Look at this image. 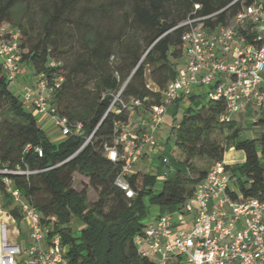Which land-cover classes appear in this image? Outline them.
Instances as JSON below:
<instances>
[{
	"label": "trees",
	"instance_id": "1",
	"mask_svg": "<svg viewBox=\"0 0 264 264\" xmlns=\"http://www.w3.org/2000/svg\"><path fill=\"white\" fill-rule=\"evenodd\" d=\"M21 1L0 0V43L9 34L3 28L19 30L22 63L29 72L49 81L62 77L53 102L58 115L67 118L71 132L59 141L47 135L35 110L28 109L11 88L0 59V160L12 170L33 171L7 176L43 214L51 228L49 235L60 236L70 264H154L139 254L134 241L143 232L151 207L162 211L184 206L209 170L198 168L196 160L205 158L212 165L224 162L230 147L245 153L240 163L224 162L238 176L237 188L246 197L264 200V108L253 121L262 132L244 138L236 120H221L226 103L209 99L206 87L175 101L168 129L171 164H167L175 169L165 172L161 184L158 173L139 170L125 175L136 191L128 198L115 184L122 163L106 155L117 124L130 118L131 107L136 119H147L150 108L162 102L163 90L177 75L184 54L186 27L180 24L189 16H207L205 25L213 29L228 23L241 2L38 0L41 29L34 35L23 18H16ZM32 7L28 1L24 9L33 13ZM51 61L56 64L52 66ZM121 89L120 97L129 107L117 101L110 109L113 94ZM133 99L141 105L132 104ZM117 108L121 111L116 112ZM217 134L222 138H216ZM75 173L88 177L98 189L96 201L89 202L87 186L73 187ZM3 195L10 205L11 196ZM10 212L23 221L17 207ZM74 220L82 227L76 230Z\"/></svg>",
	"mask_w": 264,
	"mask_h": 264
},
{
	"label": "built area",
	"instance_id": "2",
	"mask_svg": "<svg viewBox=\"0 0 264 264\" xmlns=\"http://www.w3.org/2000/svg\"><path fill=\"white\" fill-rule=\"evenodd\" d=\"M237 1L241 9L226 24L209 29L205 25L207 16H189L180 24L186 27L182 36L184 54L177 75L163 90L162 102L150 108L147 119L137 121L131 107L130 118L117 124L114 143L106 146V155L122 163L115 184L128 198H133L136 191L124 176L134 173L146 153L158 145V131L167 109L179 97L208 88L209 99L226 103L222 121H230L251 107L264 108V0L250 4ZM3 30L9 34L0 43V59L8 80L17 85L24 74L21 34L15 29ZM31 77V84L17 88L22 101L36 113L48 115L63 136L69 135L68 120L58 115L53 102L62 77L52 81L33 74ZM121 92L113 94L110 109L117 101L129 107L121 99ZM132 104L141 105V101L133 99ZM36 151L42 156L40 148ZM10 173L29 175L33 171L12 170L0 160V196L7 193L13 199V207L27 224L31 245L22 249L13 240L0 202V264H70L68 248L62 245L60 236L49 235L51 228L44 223L43 214L14 187L7 176ZM237 180L224 162L214 163L184 206L149 216L143 232L134 238L139 254L154 264H264V200L246 197L237 188Z\"/></svg>",
	"mask_w": 264,
	"mask_h": 264
},
{
	"label": "rangeland",
	"instance_id": "3",
	"mask_svg": "<svg viewBox=\"0 0 264 264\" xmlns=\"http://www.w3.org/2000/svg\"><path fill=\"white\" fill-rule=\"evenodd\" d=\"M28 1L31 2V6L32 9L34 10L33 13H30V11L28 12V10L24 9V6L26 5V3H28ZM38 0H22L21 3L19 4L18 8H17V14H16V18L21 19L23 18V22L25 23L26 27H30L31 32L34 35H38L39 30L41 29V23H40V12L38 9V4H37ZM33 4V5H32ZM27 68V66H26ZM28 69V68H27ZM30 71V70H29ZM148 76H149V72ZM30 74H32V72H30ZM31 76V75H30ZM149 78V77H148ZM149 80V84L150 86L154 87L151 82L150 79ZM15 84H11V88L17 92V87H15ZM26 107L28 109H32V107L30 105L25 104ZM175 103H173L171 106L172 108L170 109V114L174 115L175 111H176V107H175ZM181 111L182 108L178 111V116L181 115ZM251 111V115L252 117L256 116V115H260L261 111L260 110H255V108L251 107L250 109ZM252 117H244L243 120H241L239 122L240 126H241V131L243 133L244 138H253V137H257L261 132H262V127L254 124ZM1 119V117H0ZM134 120H136V118L134 117ZM137 121V120H136ZM46 131L48 132V134L51 136V138H57L58 140L63 139L65 136L62 135L61 130L58 129L52 122H49L47 124L46 127ZM159 135H162L161 137V141H159V145H158V151H156V156L153 160H151V163L146 164L145 169L147 171L151 170H155V173L159 174L158 180H159V184L162 183L163 179H164V175L165 172L168 170L173 171L175 168L171 167H167V164H171V157H170V148L172 146V142L168 141V131H165V129L161 128L160 129V133H158ZM216 138L221 139L222 135L221 134H217ZM167 141V143L169 145L166 146V153L163 154L164 149H160L164 144V142ZM230 147L226 153H225V157H224V162L227 164H231V165H235L236 163H240L242 161H244L245 159V153L243 150H238L235 148ZM150 160V159H149ZM146 161V159H144V162ZM196 165L198 168H210L212 165V162L210 160H207L205 158H198L196 160ZM84 186H87L88 189V196H89V202L92 203L94 201H96L98 199V194L99 191L96 187L92 186L91 184H89V178L80 174V173H75L73 176V187L77 190H81L84 188ZM0 202L2 204L3 209L6 212V215L4 217L5 221L8 224V228H9V232L10 235L12 236L13 240H16L22 249H24L25 247H28L31 245V242L29 241L27 235H28V229H27V224L26 222L23 220L22 222H18L17 219L13 220L10 209L15 205L14 202H11L10 205L5 204L7 203V199L5 195H1L0 196ZM4 204L6 206H4ZM162 211H160L159 207L157 206H153L151 207V214L152 215H157L159 213H161ZM80 224L75 225L74 228H79Z\"/></svg>",
	"mask_w": 264,
	"mask_h": 264
},
{
	"label": "crops",
	"instance_id": "4",
	"mask_svg": "<svg viewBox=\"0 0 264 264\" xmlns=\"http://www.w3.org/2000/svg\"><path fill=\"white\" fill-rule=\"evenodd\" d=\"M31 74H30V72H29V70L26 68V66H24V74H23V76L21 77V79H20V81H19V83L15 86V87H25L26 85H28V84H31V82H32V77L30 76ZM153 85V84H152ZM154 86V85H153ZM152 87V86H151ZM172 105V104H171ZM171 105H169V107H168V109H167V113H166V115H165V122H164V124L162 125V127L161 128H163V129H165V131H168V134H169V128L171 127V123H172V118H173V115L172 114H170L169 112H170V109L172 108V106ZM32 109H33V107H32ZM36 113V112H35ZM36 115H37V118H38V122H39V124H40V126L46 131V127H47V124L49 123V122H51L50 121V119H49V116L48 115H41V114H38V113H36ZM252 117V115H251V111H250V109L247 111V112H243V113H239V114H236V115H234V120H236L238 123L241 121V120H243L244 119V117ZM252 120L254 121V117H252ZM160 128V129H161ZM160 129H159V131H158V133H160ZM46 133H47V135L51 138V136L48 134V132L46 131ZM243 134V133H242ZM158 136H159V141H161L162 139H161V137H162V135H159L158 134ZM52 140H56V141H59L57 138H51ZM164 145L160 148V149H164V152H163V154H165L166 153V146L167 145H169L168 143H167V141H165L164 143H163ZM158 145H159V142H158ZM158 145L156 146V147H154V148H152V149H150L149 151H148V153H146V155L143 157V160H142V162L141 163H139L138 165H137V167H136V171H139V170H143V171H147L146 169H145V167H146V164H149V163H151V160H153L154 158H155V156H156V151L157 152H160V151H158ZM232 148H234V147H232ZM231 148V149H232ZM170 154V153H169ZM170 157H171V155H170ZM144 159H146V161L144 162ZM150 159V160H149ZM151 172H153V173H155V170H151ZM175 209V208H174ZM174 209H170L169 211H171V210H174ZM161 211V210H160ZM166 211H168L167 209H163L162 210V212L161 213H163V212H166ZM78 224H80V226H79V228H81L82 227V223H80L79 221H77V220H74L73 222H72V226L74 227L75 225H78ZM79 228H75L76 230L77 229H79Z\"/></svg>",
	"mask_w": 264,
	"mask_h": 264
}]
</instances>
